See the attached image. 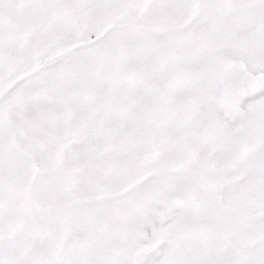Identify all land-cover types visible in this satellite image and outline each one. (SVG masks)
Listing matches in <instances>:
<instances>
[{
  "label": "snow or ice",
  "instance_id": "6c2138e0",
  "mask_svg": "<svg viewBox=\"0 0 264 264\" xmlns=\"http://www.w3.org/2000/svg\"><path fill=\"white\" fill-rule=\"evenodd\" d=\"M0 264H264V0H0Z\"/></svg>",
  "mask_w": 264,
  "mask_h": 264
}]
</instances>
